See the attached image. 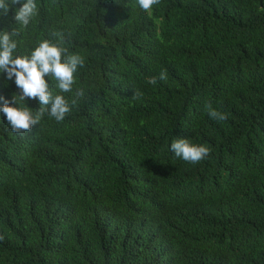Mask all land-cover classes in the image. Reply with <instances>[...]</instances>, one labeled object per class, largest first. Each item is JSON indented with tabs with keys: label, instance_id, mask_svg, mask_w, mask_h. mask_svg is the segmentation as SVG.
Returning <instances> with one entry per match:
<instances>
[{
	"label": "trees",
	"instance_id": "16d2710c",
	"mask_svg": "<svg viewBox=\"0 0 264 264\" xmlns=\"http://www.w3.org/2000/svg\"><path fill=\"white\" fill-rule=\"evenodd\" d=\"M23 2L0 10L14 56L49 40L85 65L71 93L46 77L63 121L16 133L0 111V264H264V0H35L27 26Z\"/></svg>",
	"mask_w": 264,
	"mask_h": 264
},
{
	"label": "clouds",
	"instance_id": "9594fccd",
	"mask_svg": "<svg viewBox=\"0 0 264 264\" xmlns=\"http://www.w3.org/2000/svg\"><path fill=\"white\" fill-rule=\"evenodd\" d=\"M22 0H11V4L6 0H0V10L5 16L14 5L21 4ZM160 3V0H138V4L145 12H150L153 5ZM37 14V4L35 0H25L14 19L18 24L27 26L32 17ZM19 33L14 29L12 32H0V72L7 74V79L12 80L20 89L21 94H13L12 100H3V107L0 111L5 115L11 129L16 133L31 131L34 125L40 124L41 117L45 112L57 122L63 121L70 112V106L64 95L53 94L50 90L46 77H51L56 83L61 93L73 92V85L76 83L75 73L79 68L84 67L85 60L79 54L68 55L66 48L60 47L49 40L39 42L38 46L31 51L30 55H16L17 42L13 39ZM157 79L167 80V72L161 71L158 77H150L149 84H156ZM84 91L78 89L77 97H82ZM143 97L140 90H134L133 100ZM37 100L41 108L33 111L28 107H14L24 103L27 99ZM76 100L72 101L74 105ZM208 115L217 121H225L228 115L214 108L211 104L206 105ZM171 151L176 157L189 163H198L210 155L211 149L204 145L191 143L186 138H179L172 142ZM2 239V237H0Z\"/></svg>",
	"mask_w": 264,
	"mask_h": 264
}]
</instances>
